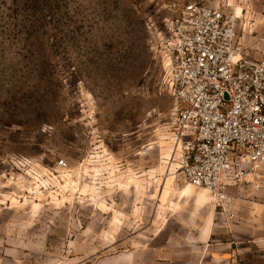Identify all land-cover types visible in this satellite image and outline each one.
Wrapping results in <instances>:
<instances>
[{"label": "rangeland", "instance_id": "rangeland-1", "mask_svg": "<svg viewBox=\"0 0 264 264\" xmlns=\"http://www.w3.org/2000/svg\"><path fill=\"white\" fill-rule=\"evenodd\" d=\"M203 1L234 13L246 55L264 57L244 0ZM155 11L0 0V264H186L199 249L188 236L209 225L264 251V189H235L230 217L171 158L175 102L147 46Z\"/></svg>", "mask_w": 264, "mask_h": 264}, {"label": "built area", "instance_id": "built-area-1", "mask_svg": "<svg viewBox=\"0 0 264 264\" xmlns=\"http://www.w3.org/2000/svg\"><path fill=\"white\" fill-rule=\"evenodd\" d=\"M155 9L146 16L147 46L175 102L173 161L232 217L231 186L264 187V58L239 50L237 16L222 5L155 0Z\"/></svg>", "mask_w": 264, "mask_h": 264}, {"label": "crops", "instance_id": "crops-1", "mask_svg": "<svg viewBox=\"0 0 264 264\" xmlns=\"http://www.w3.org/2000/svg\"><path fill=\"white\" fill-rule=\"evenodd\" d=\"M239 8L242 10L240 20L242 23L244 22V26L246 25V32L253 25L259 29H264V0H244L242 7ZM237 32L236 25L237 47L241 52L245 54L249 53L245 46H243L242 38L240 42L238 41L239 35ZM240 44H242V47ZM173 156L174 150L172 145V160ZM239 188L245 187L231 186L230 191L234 193V190ZM219 233V230L213 229L209 225L199 229L194 235L190 234L188 236L189 242L199 247V249H195L193 252L194 257L188 256L186 264H264V251L258 248L260 244H257V246H245L229 236H224L222 239H219ZM107 264H110V260H108Z\"/></svg>", "mask_w": 264, "mask_h": 264}, {"label": "bare ground", "instance_id": "bare-ground-1", "mask_svg": "<svg viewBox=\"0 0 264 264\" xmlns=\"http://www.w3.org/2000/svg\"><path fill=\"white\" fill-rule=\"evenodd\" d=\"M207 192V191H206ZM208 193V192H207ZM203 199H206V197H203Z\"/></svg>", "mask_w": 264, "mask_h": 264}]
</instances>
